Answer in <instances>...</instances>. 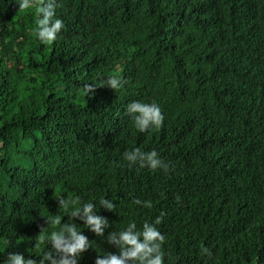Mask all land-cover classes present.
<instances>
[{
  "label": "trees",
  "instance_id": "obj_1",
  "mask_svg": "<svg viewBox=\"0 0 264 264\" xmlns=\"http://www.w3.org/2000/svg\"><path fill=\"white\" fill-rule=\"evenodd\" d=\"M59 4L65 27L42 44L35 9L0 0V264L50 247L59 198L102 196L105 236L164 213L165 264H264V0ZM109 76L127 83L99 85ZM133 100L159 104L162 126L137 132ZM135 147L168 168L117 166ZM76 223L92 244L79 264L116 251Z\"/></svg>",
  "mask_w": 264,
  "mask_h": 264
},
{
  "label": "clouds",
  "instance_id": "obj_2",
  "mask_svg": "<svg viewBox=\"0 0 264 264\" xmlns=\"http://www.w3.org/2000/svg\"><path fill=\"white\" fill-rule=\"evenodd\" d=\"M21 10L35 9V27L33 29L36 39L42 44H51L57 39V35L64 29V21L56 14L60 6L59 0H14ZM127 81L117 76H109L104 84L113 91L123 87ZM97 84L85 83L84 95H92ZM126 114L130 117L137 132L144 133L150 129H159L164 122V114L156 102H143L133 100L126 105ZM123 161L126 165L117 166L147 167L150 169H167L168 165L163 161L156 149L143 151L139 147L131 151H125ZM132 203L142 208L151 209L152 201L134 198ZM58 205L67 210V220L61 222L62 217L56 215L47 221L52 225H59L58 230L51 231L41 239L47 250H42L39 259L28 258L20 252L9 251L2 259V264H79L82 253L92 245L91 240L77 227L76 220L82 221V225L88 228L96 236L105 240L107 244L116 249L115 252L105 251L95 258L94 264H165L162 251L166 236L157 225L160 224L164 213L160 212L151 222L145 220L140 228L136 221L129 220L122 230L108 231L109 221L105 216L97 213L98 207L113 211L116 204L111 199L102 196L98 203L93 200H81L79 198L65 200L58 199ZM73 205L74 207H69ZM5 245L8 241H4ZM201 256L211 257L212 250L203 246L200 249Z\"/></svg>",
  "mask_w": 264,
  "mask_h": 264
}]
</instances>
